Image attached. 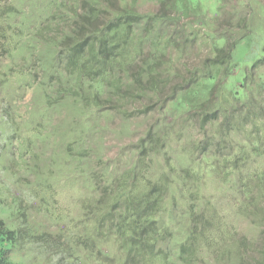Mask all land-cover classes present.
Wrapping results in <instances>:
<instances>
[{
    "label": "trees",
    "instance_id": "trees-1",
    "mask_svg": "<svg viewBox=\"0 0 264 264\" xmlns=\"http://www.w3.org/2000/svg\"><path fill=\"white\" fill-rule=\"evenodd\" d=\"M152 1L156 7L143 13L139 0H48L47 13L30 27L33 40L55 52L48 80L57 82L55 94L49 83L43 87L51 106L75 107L82 116L110 106L131 118L135 112L127 107L136 105L143 116L157 117L136 145L133 165L114 177L93 176L96 192H104L101 200L88 201L93 206L85 204L96 237L77 236L67 250L115 234L126 264L159 255L168 264L173 242L184 264H195L204 252L222 264H264V0H210L209 7L207 0ZM11 17L20 11L5 3L0 39L15 42L24 31ZM198 50L199 59L189 62ZM175 143L180 163L187 162L180 171L169 154ZM73 153L68 146L69 157L84 158ZM152 154L169 166L157 177L143 174ZM209 176L220 195L206 192ZM168 192L187 204L188 228L181 234L160 221ZM232 205L260 228L261 242L237 234L222 212L234 211ZM12 228L0 217V264H26L13 255L22 240L48 252L61 250L69 238L60 245V236L55 242L35 225Z\"/></svg>",
    "mask_w": 264,
    "mask_h": 264
},
{
    "label": "rangeland",
    "instance_id": "rangeland-1",
    "mask_svg": "<svg viewBox=\"0 0 264 264\" xmlns=\"http://www.w3.org/2000/svg\"><path fill=\"white\" fill-rule=\"evenodd\" d=\"M47 2L5 0L0 3V8L5 3H12L19 9L20 17H11V22L24 31L18 41L0 39V217L12 229L35 225L40 232L50 231L55 242L60 236V245L68 235L61 250L56 248V251L49 250L47 253L36 249L35 242L22 240L13 255L26 264H126L129 260L127 252L115 234L101 241L98 238L89 246L84 244L85 247L75 252L67 249L77 236L82 241L96 237L92 228L95 219L88 222L90 214L88 217L85 204L99 200L104 192H96L93 187L96 177L94 179L93 176L104 173L114 177L133 165L138 158L134 149L157 117L155 113L143 116L135 110L136 105L127 107L135 112L131 118L124 117L110 106H105L109 110L98 113L97 109H93L82 116L73 106L53 107L47 102L43 87L49 83L52 74L49 66L54 62L55 52L49 45L33 40L34 33L30 30L32 25L41 21L40 16L47 13ZM210 3V0L205 1L208 7ZM154 4L152 0H139L138 6L145 13L153 10L156 7ZM216 8L214 6L213 10ZM200 54L199 50L194 51L188 61H197ZM53 83L48 84V92L52 95L55 94V83L57 85V82ZM198 128L194 127V134L200 138L202 134ZM174 145L175 150L169 154L173 157L172 164L180 171L187 162L180 163V147L177 143ZM68 146L73 148L74 155L80 157V154L84 158L69 157ZM148 159L151 167H147L144 175L157 177L169 170L163 156L154 157L152 154ZM141 179L140 175L137 179L140 188L143 187ZM207 182L210 189L206 192L212 190V194L220 195L213 189L217 180L209 176ZM174 195L178 197L177 193L168 192L163 198L159 217L160 221L169 223L181 234L188 228L184 214L187 204L179 202L180 199L173 201ZM219 195L217 199L222 201ZM235 207L234 211L222 212L225 217L230 216L228 221L238 230L237 234L261 242L260 228L253 224L252 219L239 215ZM166 245L169 246L170 242ZM170 249L168 264H184L178 257L176 242L171 244ZM198 257L195 264H222L213 253H198ZM163 259L164 256L159 255L147 262L138 261H142L140 264H167V260Z\"/></svg>",
    "mask_w": 264,
    "mask_h": 264
}]
</instances>
